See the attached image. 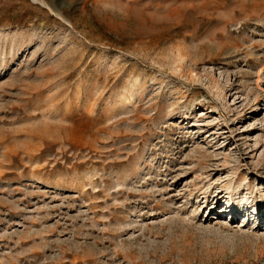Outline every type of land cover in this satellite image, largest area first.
Here are the masks:
<instances>
[{"label": "rangeland", "instance_id": "rangeland-1", "mask_svg": "<svg viewBox=\"0 0 264 264\" xmlns=\"http://www.w3.org/2000/svg\"><path fill=\"white\" fill-rule=\"evenodd\" d=\"M0 264H264V0H0Z\"/></svg>", "mask_w": 264, "mask_h": 264}]
</instances>
